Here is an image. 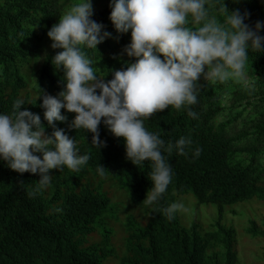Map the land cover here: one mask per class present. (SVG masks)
<instances>
[{
	"label": "trees",
	"instance_id": "trees-1",
	"mask_svg": "<svg viewBox=\"0 0 264 264\" xmlns=\"http://www.w3.org/2000/svg\"><path fill=\"white\" fill-rule=\"evenodd\" d=\"M75 1L0 0V113H11L13 102L22 99L21 110L40 115L49 136L53 128L43 119L38 96H56L63 89V71L51 64L59 50L43 55L42 49L48 29ZM222 3L229 11H247L250 25L264 21V0H218L212 6L217 8L215 13L209 10L211 16L220 12ZM109 15L108 5L93 19L104 25L111 38L97 50L83 49L102 77L135 62L121 54L130 32L116 33ZM260 34L264 35V29ZM245 74L251 86L201 77L197 103L191 106L197 119L169 107L144 121L146 129L159 133L166 146L184 136L202 151L196 159L191 153L178 155L174 149L163 153L173 168L172 182L163 197L149 206L145 226L129 220L118 251L109 248L112 235L100 225L112 215L110 206L117 191L134 205L143 204L152 186L150 162L133 165L126 159L123 140L103 124L99 133L106 146L96 149L90 145L92 134L70 128L74 114L62 109L67 119L54 126L64 129L80 154L87 153L90 159L79 171L50 170V186L31 198L28 192L39 175L14 172L0 162V264H106L112 253L118 264H238L235 229L220 222L207 231L198 225L183 228L179 212L169 220L163 209L191 194L198 204L217 206L219 213L229 205L264 202V52H249ZM111 78L110 74L105 77ZM99 164L105 168L103 177L96 171ZM249 233L255 239L264 237L255 223Z\"/></svg>",
	"mask_w": 264,
	"mask_h": 264
},
{
	"label": "clouds",
	"instance_id": "clouds-1",
	"mask_svg": "<svg viewBox=\"0 0 264 264\" xmlns=\"http://www.w3.org/2000/svg\"><path fill=\"white\" fill-rule=\"evenodd\" d=\"M218 0H110L109 20L116 33L130 32V41L122 55L133 58L122 69L109 70L99 76L93 61L83 49L97 46L111 33L93 19L92 0H78L47 31L51 48L56 51L51 64L63 71V89L56 95L40 94L43 119L53 128L45 134L40 115L27 109L22 99L13 102L11 113H0V162L14 172L38 174L40 179L29 197L47 189L52 181L50 170L65 168L79 171L89 159L80 154L75 140L54 122H64L63 109L73 113L70 128L91 133V144L100 150L106 144L100 139L99 126L123 140L125 156L133 165L150 162L151 188L143 203H157L173 179V168L163 154L172 152L199 158L202 149L193 147L191 138L181 136L165 145L159 133L146 129L144 121L153 114L172 107L183 109L197 119L192 110L202 86L198 80L224 82L245 80L249 52H264V21L246 23L247 11H229L225 3L218 22L209 13ZM39 154V155H37ZM103 177L105 168L98 165ZM181 201L163 209L171 220L185 211ZM60 211V209H56Z\"/></svg>",
	"mask_w": 264,
	"mask_h": 264
},
{
	"label": "rangeland",
	"instance_id": "rangeland-1",
	"mask_svg": "<svg viewBox=\"0 0 264 264\" xmlns=\"http://www.w3.org/2000/svg\"><path fill=\"white\" fill-rule=\"evenodd\" d=\"M78 2L76 0L71 6ZM110 0H92L94 15L103 12L109 5ZM69 6V8L71 7ZM68 8V9H69ZM67 9V10H68ZM67 10L60 13L62 16ZM211 15L215 13L217 8L210 7ZM218 22L222 23L224 16L221 12L215 15ZM51 40L45 35V44L42 49L43 55H47L53 51L51 48ZM245 80L239 81L241 85L251 86L253 83L245 74ZM224 103L227 101V96L222 97ZM105 186L110 188L107 181ZM177 201H181L185 205V211L179 212V218L181 226L183 228H190L192 225H198L203 230L212 229L216 223L220 222L221 225L227 228H233L237 233V257L238 264H264V237L253 238L249 230L252 228V224L255 223V229L259 233H264V202L248 201L243 204H235L225 206L223 212L219 213L217 206L209 204H198L195 201L194 195L181 197ZM149 206L143 203L140 206H136L129 199V197L122 191H117L111 202L110 217L104 219L100 225L101 230L104 231V227L109 230L107 233L111 241L109 242L110 249H118L122 246L125 239L124 231L126 230L129 220L139 222L141 226H145L147 223V213ZM106 264H118L115 255L112 253Z\"/></svg>",
	"mask_w": 264,
	"mask_h": 264
}]
</instances>
